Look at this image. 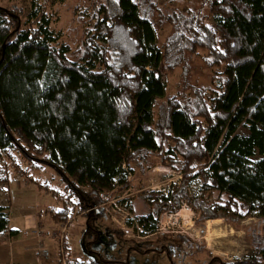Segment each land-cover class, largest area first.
<instances>
[{"label":"trees","instance_id":"1","mask_svg":"<svg viewBox=\"0 0 264 264\" xmlns=\"http://www.w3.org/2000/svg\"><path fill=\"white\" fill-rule=\"evenodd\" d=\"M58 1L30 0L23 21L20 10L0 7V160L18 155L13 168L29 178L38 167L55 172L67 199L54 222L81 212L82 233L89 230L115 185L128 186L123 165L142 174L153 156L182 178L175 191L130 200L142 231H154L160 214L176 212L180 202L202 222L219 213L264 219V0H189L173 8L155 0L92 1L77 10L82 36L74 47L52 26ZM163 26L170 30L159 43ZM198 51L217 71L216 85H184L155 120L164 75L180 64L188 73V55ZM196 178L200 189L190 196L187 184ZM1 183L0 239L17 234L7 230L10 200ZM71 264L113 263L98 257ZM232 264H264V237Z\"/></svg>","mask_w":264,"mask_h":264},{"label":"rangeland","instance_id":"2","mask_svg":"<svg viewBox=\"0 0 264 264\" xmlns=\"http://www.w3.org/2000/svg\"><path fill=\"white\" fill-rule=\"evenodd\" d=\"M92 1L101 0H59L50 8L52 26L56 31L61 32L64 40L71 47L78 44L82 36V24L77 10L88 7ZM155 2L158 6L167 8L190 5L189 0H179L168 4L164 0H155ZM0 7L13 10L17 14H19L17 10H20L22 13L19 14V19L23 21L30 7V0H0ZM210 20L212 21V17ZM169 30L168 26L159 28L157 31L159 43L164 41ZM197 54V56L188 55L186 62L189 65L187 67H190L188 73L184 72L183 65L180 64L164 75L166 92L164 98L156 100L157 104L153 113L155 120L159 118V107L164 104L165 99L185 89V87L182 88L184 85L189 84L205 89L210 88L212 84L216 85L212 73L217 71H210L203 65L201 62V57L205 54L203 51H198ZM206 95H210L209 90ZM237 132L245 134L246 128L240 126ZM10 157H2L0 162L3 163L0 164V168L9 170L11 175H17L19 174L17 170L20 171V169L13 167L19 164V156L13 153ZM162 161L161 156L151 157L149 159L151 167L143 169L142 174L139 171L129 172L124 164L122 177L128 182V186L119 189V184L115 185L114 192L107 195L108 199L106 198L103 206L102 216L91 220L92 228L82 233L86 218L82 217L84 215L81 212L79 216L73 214L74 217L76 216L75 220L71 215L73 219H67L68 223L57 224L56 231L52 233L57 253L60 248L58 233L62 228L65 229V233H69L73 227L74 235L68 237L69 251L76 253L73 255L82 260L100 257L113 264H232L250 257L255 252L256 239L264 237V219L257 218L256 215L232 221L226 220L224 215L219 213L217 218L202 222L198 212L189 208L186 203L180 202L176 212L167 211L160 214L154 231H142L138 219L129 211L130 200L138 194L157 195L175 191L181 184L182 174ZM21 166L25 168L26 165L22 162ZM43 168L45 167H41ZM45 169L43 174H28L40 180L45 178L46 180L37 181V183L44 184L48 190L60 192L61 188L59 186L58 189L56 188V181L51 180V177L60 180L59 177L51 168ZM2 175L5 176L0 173V179L4 177ZM200 183L199 178L188 182L187 192L190 196L197 195ZM54 196L52 198L56 197ZM204 198L209 203L214 201L206 193ZM31 237L35 240L34 250L37 252L42 250L44 237L41 226L38 225L31 231Z\"/></svg>","mask_w":264,"mask_h":264},{"label":"crops","instance_id":"3","mask_svg":"<svg viewBox=\"0 0 264 264\" xmlns=\"http://www.w3.org/2000/svg\"><path fill=\"white\" fill-rule=\"evenodd\" d=\"M45 168L41 169L38 167L34 170H28V173L43 174L46 170ZM2 169L0 168V173L5 174V176L2 175L4 177L0 181L10 200V207L7 210V230L15 231L17 234L14 237H10L6 233L1 237L0 264H57L59 254L57 253L55 239L52 236V233L56 231L57 223L54 222L56 219L53 215L63 207L65 195H67L64 184L60 180L51 177L52 181H56V188L60 187L61 191L48 190L44 184L37 183V181L41 182L45 178L36 179L30 174L31 177L29 178L18 170L19 174L11 175L9 170ZM60 193H65V195H60ZM53 195L56 197L52 198ZM75 219L76 216L74 217ZM38 225L41 226L44 237V248L39 252L34 250L35 240L31 237V231ZM74 229L72 227L70 232H66L65 235L68 248V237L74 235ZM68 253L71 259L86 260L77 258L73 255L76 254L74 252L69 251Z\"/></svg>","mask_w":264,"mask_h":264},{"label":"built area","instance_id":"4","mask_svg":"<svg viewBox=\"0 0 264 264\" xmlns=\"http://www.w3.org/2000/svg\"><path fill=\"white\" fill-rule=\"evenodd\" d=\"M65 229L62 228L58 233L60 248L58 249L59 264H71V258L67 255V245L65 244Z\"/></svg>","mask_w":264,"mask_h":264}]
</instances>
